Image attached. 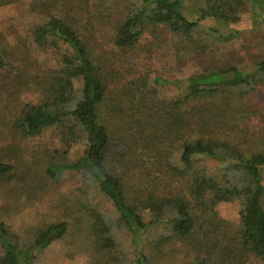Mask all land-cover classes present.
Masks as SVG:
<instances>
[{"label":"trees","instance_id":"obj_1","mask_svg":"<svg viewBox=\"0 0 264 264\" xmlns=\"http://www.w3.org/2000/svg\"><path fill=\"white\" fill-rule=\"evenodd\" d=\"M114 1L37 3L36 8L49 19L32 28L33 42L44 51H61L59 68L40 63L22 43L12 51L0 32V75L6 74L11 84L3 85L5 99L0 100L2 194L14 198L21 193H46L66 173L82 180L81 188L62 199L75 209L77 218L59 216L33 232H13L0 221V264H32L40 252L73 232L80 241L84 239L91 254L103 258L107 253L108 264H154L152 244L158 251L171 240L192 243L195 258L190 264H264V139H249L242 129L246 116L250 123L257 117L263 119L264 112L237 104L264 85V57L250 71L231 66L206 69L180 80L135 77L131 69H121L100 55L105 44L96 37L102 27L111 29L112 45L127 51L139 43L149 26L164 25L172 33L189 37L201 21L210 18L237 22L247 7L264 15V0H201L196 21L184 15L182 0H119L127 13L117 22ZM15 2L0 0V7ZM76 82H81L80 89ZM166 84L174 85L184 97L156 99L155 104L151 99L154 85ZM117 91L122 92V101L113 96ZM26 92H35V100L23 103L21 111L6 118L11 99ZM208 100L217 106L200 110L194 105ZM53 128L62 130L66 149L56 155L49 152L37 162L35 155L30 161L25 159L20 144ZM79 135L86 149L80 159L71 161L68 151L81 140ZM4 137H11L10 141ZM204 159L220 163L217 176L197 168ZM140 168L167 172L182 187L180 192L166 197L142 192L134 194L138 201L130 200L128 172ZM92 190L112 202L119 214L117 224L92 206ZM236 201L241 204V221L229 233L215 208ZM1 208L12 210L4 203ZM141 208L150 211L149 223ZM121 227L133 239V262L119 249ZM159 227L169 231V236L142 243L145 233Z\"/></svg>","mask_w":264,"mask_h":264},{"label":"rangeland","instance_id":"obj_2","mask_svg":"<svg viewBox=\"0 0 264 264\" xmlns=\"http://www.w3.org/2000/svg\"><path fill=\"white\" fill-rule=\"evenodd\" d=\"M41 0H16L14 4L0 7V32L6 37V43L12 51H15L22 43L30 48L32 56L40 63L46 66L59 68L62 66L63 54L59 50H41L33 42L31 30L35 25L43 24L48 21L49 15L42 13L37 7ZM49 2L50 0H42ZM74 2L75 0H70ZM183 13L190 21L199 19L198 8L201 0H182ZM93 2V1H92ZM64 2L59 6L62 7ZM118 8L115 16V22L127 13L125 3L119 0L114 1ZM58 14V12H53ZM79 20L80 17L75 15ZM121 16V17H120ZM200 27L193 36L184 37L172 33L164 25L149 26L141 36L139 43L127 51L115 49L111 38L113 31L102 27L97 33L98 40H103L105 47L99 51L100 55L106 59L115 61L121 69L132 70L130 75L141 77L147 75L155 78L157 75L166 80L186 79L194 74L204 72L206 69L227 68L231 66L248 70L254 68L264 57V15L255 14L251 7H247L241 14H238V21L232 24L218 22L215 18H210L200 22ZM216 30V31H214ZM18 53V52H17ZM108 60V61H109ZM109 64V63H108ZM7 75H0V100L4 97L3 85H11L7 82ZM131 77H129L130 79ZM76 88L80 89L81 82L75 83ZM155 86L151 99L156 104L158 101H171L181 99L184 93H181L174 85L166 84ZM249 90V89H248ZM35 92H26L18 98L11 99L12 105L6 110V118L21 111L22 104L27 101L35 100ZM3 94V95H2ZM117 98H120L122 92H115ZM239 94V92H237ZM241 97V96H240ZM249 98L238 101L239 106L245 105L255 107L264 112V85L249 94ZM122 101L123 99L120 98ZM200 110L211 109L217 104L213 101L196 102L194 104ZM246 116L242 129L249 139H264V118L258 117L250 120ZM8 128H4L7 130ZM61 129H48L42 135L26 140L20 144V152L27 160H32L35 155V161L38 158L49 156V152L63 151L66 149L64 136L61 135ZM250 134L256 136L251 137ZM7 138V142L11 137ZM80 141L73 142L68 151V157L71 161L80 159L86 149L83 137L78 136ZM251 141V140H250ZM40 158V159H41ZM199 170L214 176L218 175L220 163L204 159L197 164ZM129 173V181H126V189L130 200L138 201L134 195L144 193H155L159 197L176 195L180 192V184L167 176V172H143V169H135ZM158 177V178H157ZM157 178V182H156ZM82 180L74 173H66L58 185H51V190L46 193L36 194L38 197L28 196L21 193L12 198L10 195L2 194L0 189V203L9 206L12 210H17L16 214L12 210L0 209V221L4 220L7 226L13 232L35 231L39 226L53 222L59 216L66 218L74 217L75 209L68 208L71 204H63L62 199L65 194L81 188ZM157 185V186H156ZM97 190L90 192L92 206L101 213L109 217L112 222L117 224L119 214L112 204ZM135 198V199H134ZM140 200V199H139ZM67 206V208H66ZM65 208V209H64ZM78 208L76 207V210ZM219 217L223 219L224 226L231 233L240 224L241 204L236 202H224L216 206ZM68 213V214H65ZM140 213L146 223L151 221L149 210L140 209ZM23 228V229H21ZM169 231L159 227L157 230H150L143 235L142 243H153L156 239L168 237ZM119 249L129 256L133 262L135 255V245L133 239L121 227L117 231ZM169 239V238H168ZM194 242V241H192ZM195 243V242H194ZM155 245V246H154ZM192 243L182 242L181 240H171L156 251V244H152L151 252L154 256V264H190L195 255V249ZM141 248V247H140ZM87 244L79 240V234L73 232L67 238L52 243L47 249L40 252L32 264H108V259L100 258L95 253L88 252ZM193 255V256H190ZM258 264V263H251Z\"/></svg>","mask_w":264,"mask_h":264}]
</instances>
